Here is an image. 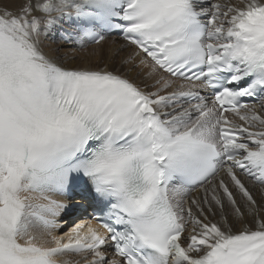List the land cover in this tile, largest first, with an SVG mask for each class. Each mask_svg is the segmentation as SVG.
Instances as JSON below:
<instances>
[{
  "label": "snow or ice",
  "instance_id": "1",
  "mask_svg": "<svg viewBox=\"0 0 264 264\" xmlns=\"http://www.w3.org/2000/svg\"><path fill=\"white\" fill-rule=\"evenodd\" d=\"M60 24L131 52L64 66ZM0 264H264V0L0 7Z\"/></svg>",
  "mask_w": 264,
  "mask_h": 264
},
{
  "label": "bare ground",
  "instance_id": "2",
  "mask_svg": "<svg viewBox=\"0 0 264 264\" xmlns=\"http://www.w3.org/2000/svg\"><path fill=\"white\" fill-rule=\"evenodd\" d=\"M21 2L22 0H0V7L7 6L9 10L17 11L19 3ZM108 37L110 40L107 42L108 46H106V50L103 53L100 50L96 53H92V48L101 47L106 39L99 45L88 44L86 51H82V49H79V44L74 40L66 42L59 38L58 33L50 31L46 37L42 38V48L43 51L52 59L56 60L57 63L67 67H98L120 70L122 68V61L125 60L131 52V47H124L122 49V45L125 44L122 39L115 35H109ZM56 38L58 42H55ZM128 67H130V65ZM139 70L140 69H136L126 74L137 83H141L144 80V76H142L143 73H139ZM146 82L148 84L152 83L151 80H147ZM242 179H244L245 183L252 189L257 200H259V191L262 186L254 184L250 178L242 177ZM192 195H195V193ZM62 199L65 203L71 205L73 200L78 201L80 197H62ZM216 218L218 219L219 216Z\"/></svg>",
  "mask_w": 264,
  "mask_h": 264
},
{
  "label": "rangeland",
  "instance_id": "3",
  "mask_svg": "<svg viewBox=\"0 0 264 264\" xmlns=\"http://www.w3.org/2000/svg\"><path fill=\"white\" fill-rule=\"evenodd\" d=\"M57 40H58V39L56 38V39H55V42H58ZM109 40H110V38L107 37L106 40H105V43H104L103 45H101V47H99V48H97V47H96V48H92L91 52H92V53H96V52H98V51L100 50V51L103 53V52L106 50V49H105L106 46H108V45H107V42H108ZM87 47H88V44H86L85 47H83V48L80 47L79 49H82V51H86ZM139 73L142 74V73L140 72V70H139ZM142 76H143V74H142Z\"/></svg>",
  "mask_w": 264,
  "mask_h": 264
}]
</instances>
